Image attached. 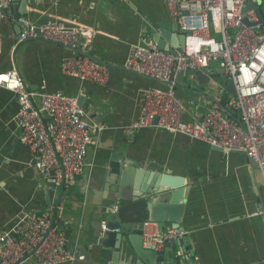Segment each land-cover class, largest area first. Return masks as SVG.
I'll return each instance as SVG.
<instances>
[{
  "label": "crops",
  "instance_id": "obj_1",
  "mask_svg": "<svg viewBox=\"0 0 264 264\" xmlns=\"http://www.w3.org/2000/svg\"><path fill=\"white\" fill-rule=\"evenodd\" d=\"M20 7L26 12L16 18ZM6 10L0 19V72L15 67L30 90L44 86L82 98L94 142L82 174L64 186L58 206L61 186L46 182L34 168L14 120L17 99L0 86V234L23 209H52L76 255L67 264H143L132 246L126 248L119 239L105 243L97 227L118 211L126 220L144 218L146 203L159 195L155 175L168 173L184 177V185L168 197L183 204L181 225L187 234L180 243L166 244L162 262L156 264H185L187 259L195 264H264V218L257 214L264 209L262 176L251 159L159 127L140 128L133 135L123 131L138 115L140 90L165 86L123 67L132 44L147 34L157 46L160 40L168 46L182 33L165 0H8ZM22 17L34 22L76 18L97 28L90 39L80 36L77 49L110 66L108 82L64 75L61 62L74 50L63 45L40 37L16 44ZM194 70L181 72L175 87L188 108L187 119L200 118L213 100L226 101L234 94L221 67L200 69L209 81ZM131 230L141 233L137 226ZM20 264L38 263L30 257Z\"/></svg>",
  "mask_w": 264,
  "mask_h": 264
},
{
  "label": "built area",
  "instance_id": "obj_2",
  "mask_svg": "<svg viewBox=\"0 0 264 264\" xmlns=\"http://www.w3.org/2000/svg\"><path fill=\"white\" fill-rule=\"evenodd\" d=\"M0 0V19L2 3ZM170 15L187 33L182 52L165 50L147 34L132 44L123 67L144 74L165 86L140 90L138 115L123 126L126 135L144 127H159L218 146L225 153L240 152L257 162L264 181V32L247 1L260 0H165ZM16 44L43 38L74 50L61 62L64 75L81 81L106 84L110 66L78 50L80 36L91 38L98 29L76 18H52L34 22L21 18ZM2 39L0 37V50ZM223 61L224 74L236 92L226 101L213 100L200 117L185 118L187 106L175 93L181 72L203 69L212 60ZM0 86L14 93L18 102L15 123L19 139L31 151L33 166L55 186L74 183L86 166L88 146L94 142L86 109L63 90H30L17 68L0 72ZM222 93L223 90H220ZM264 218V209L257 212ZM183 226L158 221L143 223V246L162 250L168 242H182ZM68 236L59 227L52 209L36 213L23 209L10 227L0 234V264H20L34 258L38 264H67L75 260ZM185 264H195L187 259Z\"/></svg>",
  "mask_w": 264,
  "mask_h": 264
},
{
  "label": "water",
  "instance_id": "obj_3",
  "mask_svg": "<svg viewBox=\"0 0 264 264\" xmlns=\"http://www.w3.org/2000/svg\"><path fill=\"white\" fill-rule=\"evenodd\" d=\"M27 4V3H26ZM8 5V0H4L2 3V12L8 13L6 10V7ZM22 6V4H21ZM253 9L259 19V23L264 24V1L260 0L258 2H251L247 1L243 4L242 12L243 17L245 18V12ZM26 12V9H21L20 12L15 14L16 18L20 17V15L24 14ZM247 21V20H246ZM176 37H173V40L170 42L168 46H166L165 42L160 40L158 42L159 47L165 49V50H171V51H179L182 52L186 45V35L184 31L180 35L175 34ZM210 66H219L221 67V71L223 72V61L221 59L212 60L210 62ZM196 73L205 78L206 81H209V77L207 74L202 72L200 69L194 70ZM228 85L232 89L233 93L236 92L234 83L231 79H228ZM82 98L79 97L78 104H82ZM218 149H222L218 146H214ZM223 150V149H222ZM253 165L257 170L261 173L257 162L252 160ZM139 172L145 174V172H142V170H139ZM262 176V174H261ZM155 180L159 181L158 186L156 189L159 191V195H157L155 198L149 199V201L146 203L148 213L145 214L144 218H140L137 220H126L124 219L122 212L118 211L114 215L111 216L112 221H107L105 225L99 224L97 229L99 230L98 233L100 235L105 236V243H112L116 239H119L120 243L124 245L126 248L132 246L135 255L143 262V264H156L159 262H162V256L163 253L160 251H153L151 249L145 248L143 246V223L148 220H154L158 221L160 223V226L163 228L168 223H171L172 225L176 226H182V217H183V204L177 203L173 201V198L171 200L170 191L180 188L184 185V177L182 175H171L168 173H161L155 175ZM261 187H260V196H261V202L263 204L264 208V181L262 178V181H260ZM65 188L64 185H61V192H60V198L57 202L58 206L61 205L62 199H63V192ZM59 208V207H58ZM128 223H133L131 226ZM139 227L141 233H132V227ZM128 232L130 234H128ZM134 232V231H133ZM98 237V236H97ZM128 240V242H127ZM167 244H171V242H168ZM84 245H80L79 247L82 249ZM76 256V255H75Z\"/></svg>",
  "mask_w": 264,
  "mask_h": 264
},
{
  "label": "rangeland",
  "instance_id": "obj_4",
  "mask_svg": "<svg viewBox=\"0 0 264 264\" xmlns=\"http://www.w3.org/2000/svg\"><path fill=\"white\" fill-rule=\"evenodd\" d=\"M261 31L264 32V24L261 26Z\"/></svg>",
  "mask_w": 264,
  "mask_h": 264
}]
</instances>
